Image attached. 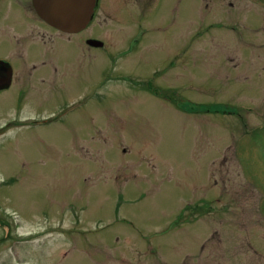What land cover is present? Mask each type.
<instances>
[{
  "label": "rangeland",
  "instance_id": "1",
  "mask_svg": "<svg viewBox=\"0 0 264 264\" xmlns=\"http://www.w3.org/2000/svg\"><path fill=\"white\" fill-rule=\"evenodd\" d=\"M44 32L48 92L0 94V264H264V0H105Z\"/></svg>",
  "mask_w": 264,
  "mask_h": 264
},
{
  "label": "flooded vegetation",
  "instance_id": "2",
  "mask_svg": "<svg viewBox=\"0 0 264 264\" xmlns=\"http://www.w3.org/2000/svg\"><path fill=\"white\" fill-rule=\"evenodd\" d=\"M104 1H97L96 14ZM45 30L51 34L54 31L60 32L39 17L33 6V0H0V94L12 88H18L15 99L17 102H23L30 91L44 89L48 92L47 89L52 86L54 81L51 79L50 73H58L59 68L58 64L55 65L57 61L54 56H45L44 58L38 56V48L42 49L44 47L50 51L54 49L51 45V39L44 32ZM87 30L88 27L77 34L60 33L78 36ZM38 34H40L39 41H37ZM90 40L101 41L94 36L86 38L85 43L88 45V49L97 50L104 48V45L96 47L94 43H88ZM83 50L85 51V48ZM126 53H130L129 48ZM17 72L19 73L18 75L16 74ZM94 85L95 95L92 99L98 95L97 86H99V80L94 81ZM156 92L161 91L155 89L154 93ZM88 102L89 99H84L82 105L85 104L84 106H87ZM60 107V113L58 114L53 112L48 116L31 118L32 126L30 127L39 126L49 129L53 122L63 121L65 114H67L68 106L63 103L60 104ZM12 123L10 121L8 124ZM18 124L16 121L14 125Z\"/></svg>",
  "mask_w": 264,
  "mask_h": 264
},
{
  "label": "water",
  "instance_id": "3",
  "mask_svg": "<svg viewBox=\"0 0 264 264\" xmlns=\"http://www.w3.org/2000/svg\"><path fill=\"white\" fill-rule=\"evenodd\" d=\"M33 6L46 23L55 29L75 34L85 30L93 19L97 0H33ZM96 47L102 42L90 40Z\"/></svg>",
  "mask_w": 264,
  "mask_h": 264
},
{
  "label": "trees",
  "instance_id": "4",
  "mask_svg": "<svg viewBox=\"0 0 264 264\" xmlns=\"http://www.w3.org/2000/svg\"><path fill=\"white\" fill-rule=\"evenodd\" d=\"M161 93H163V92H161Z\"/></svg>",
  "mask_w": 264,
  "mask_h": 264
}]
</instances>
